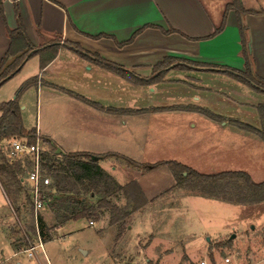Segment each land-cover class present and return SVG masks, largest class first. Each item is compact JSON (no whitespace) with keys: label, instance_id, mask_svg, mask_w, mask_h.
Listing matches in <instances>:
<instances>
[{"label":"crops","instance_id":"obj_1","mask_svg":"<svg viewBox=\"0 0 264 264\" xmlns=\"http://www.w3.org/2000/svg\"><path fill=\"white\" fill-rule=\"evenodd\" d=\"M0 2V60L9 46L7 29H14L19 23L34 47L33 50L41 45L54 43L59 45L55 57L44 67H40L39 56L34 55L36 59L31 63L32 66L28 67L21 77L14 79L29 59L27 57L18 72L1 82L0 87L7 84L6 100L2 101L5 102L15 98L19 86L24 81L32 77L36 79V84L25 89L18 98L22 125L26 131H37L41 139L51 141L61 152H88L96 155L104 152L132 158L134 155L130 154L129 145L133 146V149H138L145 143L154 145L153 134L149 132H155L158 125L152 120L156 122L152 126L150 118L157 115L144 114L156 113L159 109L139 106L145 103V89L147 90L148 86L132 84L103 65H113L135 78L148 79L157 74L153 72V67L164 58L205 65L204 67L191 65L187 69H179L176 67L179 62L175 61L168 68L164 79L154 83L155 88L179 87L183 93L182 97L173 98L175 102L171 101V105L167 106L169 111L175 114L170 117L171 121L173 118L176 120L181 118L180 122L184 126L186 114H197L199 124L203 126L201 121L207 123L205 120L208 117L197 109H205L218 117L211 123L215 136H221L225 140L226 135H229L237 138L239 142L254 138L257 143H261L264 150V143L256 134L230 123V120L237 119V116H231V112H218L210 108L213 107L210 105L214 98L216 102L226 105L231 103V107L248 108L257 116L255 107L263 101L259 100V95L263 94L237 82L225 72L227 68L244 71L239 26L233 9L227 12L225 25L218 34L207 39L194 40L211 34L221 20V16L218 19L216 11L213 16L207 12L205 9L207 5H203L202 0H0ZM255 11H258V14H244L241 18L246 27L252 71L254 75L264 80V10ZM168 29H174L178 33L164 34L163 31ZM136 31L139 32L134 39L124 44ZM99 35L103 36L97 37ZM74 44L77 47H74ZM221 79L229 80L230 86H223L221 89L215 88V84L208 83L210 80ZM131 86L134 88V98L129 97ZM139 90H143V96L138 93ZM33 95L36 98V106H44L45 115L84 114L87 115L85 120L93 121V128L83 129L85 125H82V128L74 125L68 128L60 125L57 129L45 127L37 130L36 126L26 128L24 123L26 105L22 103ZM244 98H247V102ZM92 103L139 112L110 114L95 109ZM59 106L63 109L55 113L54 109H59ZM162 109L164 108H160ZM145 117L147 119H144ZM249 124L257 127L258 122ZM149 125L152 126V130H149ZM98 127L106 130L103 137L109 141H99L98 138L102 135L98 134ZM192 127L195 128L196 124ZM42 149L43 151L48 149L43 141ZM99 161L104 170V166L110 163L108 159L104 160L106 162ZM143 163L153 164L151 160ZM22 183L29 193V182L25 176ZM16 201L25 207V202H19V196ZM3 220V224L9 225V219ZM4 227L2 226L3 230L0 229V232L9 245H13L12 240L4 233L7 231ZM45 242L42 241V248ZM18 251L22 250L17 248L11 256L16 255Z\"/></svg>","mask_w":264,"mask_h":264},{"label":"rangeland","instance_id":"obj_2","mask_svg":"<svg viewBox=\"0 0 264 264\" xmlns=\"http://www.w3.org/2000/svg\"><path fill=\"white\" fill-rule=\"evenodd\" d=\"M231 1L202 0L203 5H207V12L213 16L216 11L218 19L225 3ZM239 2L244 9L264 10V0ZM247 49L249 50V45ZM35 59L34 55L30 56L14 79L21 77ZM208 83L221 89L223 86H230L229 80L222 79L210 80ZM5 85L0 87V102L6 100ZM147 86L145 103L139 106L159 109L156 113L144 114L157 115L150 119L157 122L158 129L149 132L153 134L154 145L145 143L138 149L129 145L130 154L134 155V158L126 156L129 160L139 166L150 160L153 163H181L201 174L244 171L254 182L264 181V150L260 142L257 143L254 138L239 142L233 136L226 135L225 140L221 136H215L211 123L216 119L207 115L205 122L208 124L201 121L203 126H200L197 114H186L184 126L180 122L181 118H173L171 121L170 117L175 114L168 107L171 101L175 102L173 98L183 96L181 89L171 86L155 88L154 84ZM130 88L129 97L134 98V88ZM142 91L139 90L138 93L142 95ZM261 99L264 100L263 95H259V100ZM244 101L247 102V98ZM211 102L212 110L231 112L230 115L237 116L241 122H258L254 111H249L248 108L231 107V103L226 105L216 102L214 98ZM22 104L26 105L24 123L28 129L35 126L37 130L45 127L57 129L60 125H65V128L72 125L81 128L85 125L83 129L93 128V121L85 120L87 115L84 114L45 115L44 106H36L34 95ZM93 107L110 114H127V110H130L103 107L96 103H93ZM58 108L54 109L55 113L63 109L60 106ZM160 108H164L163 111ZM84 112L85 110L82 111ZM156 122L152 121L150 124L153 126ZM193 124H196L195 128L192 127ZM151 125L149 130H152ZM177 129L179 130L176 131ZM97 130L102 135L98 138L100 142L109 141L103 137L105 129L98 127ZM104 154L108 153L100 155ZM107 159L110 163L107 162L109 164L104 166L105 171L116 182L122 185L136 181L148 198L146 206L130 215L119 239H116V226L108 224L107 212L100 220L93 221L92 225L88 224L87 218H80L53 228L52 214L43 208L39 216L51 228L43 248L37 247L31 256L22 251L11 256L17 248L24 250L31 244H37L36 226L25 187L19 195V202H25V207H22L3 179H0V229L3 230L2 226H5L7 231L4 233L13 244L9 245L0 232V264H264V201L240 204L192 194L184 184L176 185L169 166L161 164L145 170L114 157L101 159V162ZM117 203L123 206L125 200L121 199ZM3 218L9 219V225L3 224Z\"/></svg>","mask_w":264,"mask_h":264},{"label":"trees","instance_id":"obj_3","mask_svg":"<svg viewBox=\"0 0 264 264\" xmlns=\"http://www.w3.org/2000/svg\"><path fill=\"white\" fill-rule=\"evenodd\" d=\"M1 9V2H0ZM233 9L237 15L239 34L242 43V56L244 58V71L226 69V73L236 81L254 88L256 92L264 95V80L254 75L252 71V61L249 50L247 49L246 27L242 23L244 14H258V11L244 9L239 0H232L226 3L221 15V20L213 32L205 37L197 39H207L218 34L225 25L227 12ZM124 43H130L136 34ZM177 32L174 29L163 31L164 34ZM178 33V32H177ZM9 46L0 60V83L6 81L18 72L25 57L33 55L39 56L40 67L48 64L56 55L59 47L58 43L39 46L35 50L29 42L23 26L19 23L14 29H7ZM99 35L97 37H101ZM192 40V39H191ZM74 47H77L75 44ZM175 61L179 69H187L188 66L204 67L202 63L187 60H176L174 58H164L153 67V72L157 74L148 79H138L132 74L120 70L113 65H103L104 68L111 70L132 84L149 85L160 82ZM36 84L35 78L24 81L18 88L14 99L0 103V179L5 182L15 200L24 189L22 179L30 166L27 159L10 162L2 151L5 142L12 138L26 137L29 143L34 142L35 130L26 131L22 125L20 106L18 98L20 94L30 86ZM83 101L84 98L77 96ZM93 104V103H92ZM258 124L257 127L238 119H231L230 123L237 128L256 134L264 143V100L255 107ZM201 113L218 119L217 116L205 109H197ZM139 111L127 110V113ZM48 149L41 155L42 167L49 174L51 184L50 192L45 197L44 207L51 212L53 228L61 226L68 221L87 218L88 221L100 220L104 213H108V224L116 226V239H119L128 218L134 212L141 210L148 202L144 193L136 181H129L125 184L116 182L98 163L101 159L114 157L121 161L130 163L134 167L150 170L157 165L164 164L169 166L175 179L176 185L184 184L192 194L203 195L213 199H221L234 203L254 204L264 201V181L254 182L250 175L244 171H222L214 174H201L193 169L175 162L143 163L136 165L120 154L96 155L88 152H69L57 154L56 145L47 139H41ZM27 191V189H25ZM28 199H29V193ZM125 200V204L119 205L117 202ZM30 200V199H29ZM37 227L42 241L47 240L48 228L46 221L38 217Z\"/></svg>","mask_w":264,"mask_h":264},{"label":"built area","instance_id":"obj_4","mask_svg":"<svg viewBox=\"0 0 264 264\" xmlns=\"http://www.w3.org/2000/svg\"><path fill=\"white\" fill-rule=\"evenodd\" d=\"M34 142L29 143L27 138H12L5 142L2 146V151L10 162L17 160L30 161V166L25 173V179L29 182V199L31 203V213L35 223V234L37 244H31L24 250L28 256L32 255L37 247L42 248V240L39 235L37 221L39 213L44 208V200L48 192H50L51 179L48 176L46 170L42 167L41 155L43 152L42 141L39 133L36 131ZM89 225L93 224V221H88ZM204 264V262H201Z\"/></svg>","mask_w":264,"mask_h":264},{"label":"water","instance_id":"obj_5","mask_svg":"<svg viewBox=\"0 0 264 264\" xmlns=\"http://www.w3.org/2000/svg\"><path fill=\"white\" fill-rule=\"evenodd\" d=\"M25 59H26V58H25ZM25 59H24V60H25ZM55 152H56L57 154H59V153H61V150H60L59 148H56Z\"/></svg>","mask_w":264,"mask_h":264}]
</instances>
